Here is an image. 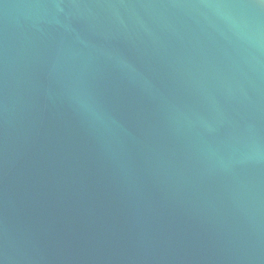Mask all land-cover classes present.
<instances>
[{"label": "water", "instance_id": "95a60500", "mask_svg": "<svg viewBox=\"0 0 264 264\" xmlns=\"http://www.w3.org/2000/svg\"><path fill=\"white\" fill-rule=\"evenodd\" d=\"M0 264H264V0H0Z\"/></svg>", "mask_w": 264, "mask_h": 264}]
</instances>
